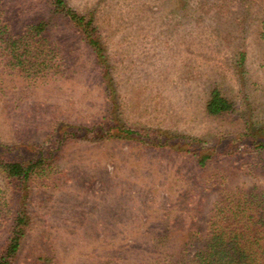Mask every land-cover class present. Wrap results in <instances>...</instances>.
I'll return each instance as SVG.
<instances>
[{"label": "rangeland", "instance_id": "obj_1", "mask_svg": "<svg viewBox=\"0 0 264 264\" xmlns=\"http://www.w3.org/2000/svg\"><path fill=\"white\" fill-rule=\"evenodd\" d=\"M67 2L95 18L109 87L48 0H0L13 34L49 22V68L20 74L0 56V158L48 155L54 164L25 189L14 264H191L216 202L264 192V147L254 151L264 138L253 136L264 130V0ZM214 88L237 114H206ZM6 188L0 176V250L16 199Z\"/></svg>", "mask_w": 264, "mask_h": 264}, {"label": "trees", "instance_id": "obj_2", "mask_svg": "<svg viewBox=\"0 0 264 264\" xmlns=\"http://www.w3.org/2000/svg\"><path fill=\"white\" fill-rule=\"evenodd\" d=\"M48 1L52 7L50 9L51 18H61L69 23L76 30L80 40L90 49L97 63L103 65L105 68L102 71L103 79L106 87H109V82L113 80L112 70L105 66L107 52L102 33L95 25V18L92 15L78 14L69 6L67 0ZM238 1L246 6L244 3L246 0ZM259 4L262 12L264 3ZM3 15L4 12H0V56L7 60V65L18 69L20 74L30 73L29 71L42 72L45 68H49L51 61L48 60L43 48L44 33L49 22L41 20L23 33L13 34L12 31H9V25L5 23ZM260 37L264 40V21ZM238 56L239 60L235 69L239 71L237 72L242 78L244 77L242 68L245 54L241 52ZM205 112L210 117L235 115L237 107L231 98L226 97L220 89L214 88L206 102ZM239 118L244 120L247 131H251L252 128L250 129L251 126L243 113L239 114ZM132 132L128 131L127 134ZM253 136L264 138V130H256ZM256 146L254 151L264 147L262 141L260 145ZM208 159L207 155L200 157L198 166H205ZM53 169L52 158L48 155H41L35 159L13 161L0 158V176L7 184L6 189L12 188L16 195L13 211L9 217L11 222L8 236L0 250V264H14L21 250L24 238L23 229L26 224L25 216H27L24 199L28 196L24 195L26 194L25 189L41 180ZM2 205L0 213L2 212L1 221L4 222L7 220L8 204L2 203ZM207 224L204 242L196 247L195 253L190 259L191 264H264V192L256 193L255 190L228 192L214 204ZM195 241L196 239L193 238L188 242L193 246ZM184 258L185 256L178 262H183Z\"/></svg>", "mask_w": 264, "mask_h": 264}]
</instances>
